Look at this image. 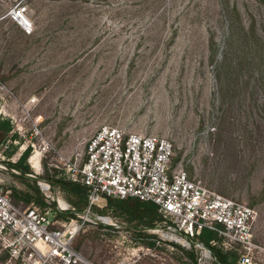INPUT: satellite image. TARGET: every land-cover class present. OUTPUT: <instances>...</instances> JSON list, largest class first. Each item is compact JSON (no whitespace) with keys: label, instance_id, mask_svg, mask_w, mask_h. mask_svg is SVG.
I'll return each mask as SVG.
<instances>
[{"label":"rangeland","instance_id":"1","mask_svg":"<svg viewBox=\"0 0 264 264\" xmlns=\"http://www.w3.org/2000/svg\"><path fill=\"white\" fill-rule=\"evenodd\" d=\"M19 2L30 33L13 18ZM6 119L13 128L0 143V182L18 205L70 203L57 224L77 226L74 246L96 264H194L192 248L198 264H219L216 252L243 264L246 251L217 230L213 248L185 238L164 217L140 234L147 209L106 197L79 208L57 178H68L106 123L169 136L174 165L255 206L251 254L264 264V0H0ZM28 147L33 172L24 175L12 163ZM33 179L47 205L13 195V186L35 194ZM0 264H15L1 241Z\"/></svg>","mask_w":264,"mask_h":264},{"label":"built area","instance_id":"2","mask_svg":"<svg viewBox=\"0 0 264 264\" xmlns=\"http://www.w3.org/2000/svg\"><path fill=\"white\" fill-rule=\"evenodd\" d=\"M15 21L28 33L33 21L26 5L12 9ZM175 142L167 135L128 131L106 123L92 133L86 155L67 167L68 178L89 188L88 210L103 195L140 198L158 205L163 221L185 238L203 229L219 231L226 243L245 248L240 262L256 264L254 246L255 206L225 195L191 176L183 166L173 164ZM46 188L51 192L50 183ZM49 195V194H48ZM72 207L57 200V208L34 202L14 203L11 189L0 182V241L15 264H96L74 246L77 227L72 221L57 224V212ZM215 243V240H211ZM201 249L211 252L203 241Z\"/></svg>","mask_w":264,"mask_h":264},{"label":"trees","instance_id":"3","mask_svg":"<svg viewBox=\"0 0 264 264\" xmlns=\"http://www.w3.org/2000/svg\"><path fill=\"white\" fill-rule=\"evenodd\" d=\"M0 143H3L6 138L8 132L13 128L12 124L10 123L9 119L6 120H0ZM29 147L26 149L20 156L19 158L12 163V165L17 168L22 174L27 175L31 172H33L30 164L27 162V157L29 155ZM45 177V176H42ZM33 183H29L31 185L32 189L35 191V194H32L29 190L23 191L17 188L16 186L12 187L13 195H17L19 193H24L26 195V200L29 202L33 198H36V200L43 205H47L46 199L44 195L41 192L40 186L36 183L37 179ZM57 181L61 184V186L67 190L68 192L75 194L78 196V200H74L75 203L78 205L79 208L82 207L83 204H88V196H89V188L82 184L81 182L73 181L66 176H59L57 178ZM102 197H106L107 201L110 204H118L125 206L126 208L129 209H147L148 213L147 216L149 215L148 218L143 220V224L140 226H136V230L140 232V234H146V228H155L156 227V220H161L163 219L161 213L159 212L158 205L151 201V200H143L140 198H117L109 195H103ZM64 204V203H63ZM97 204V203H96ZM61 213V212H60ZM144 218V215H142ZM198 238H201L202 240H205L208 245H210L212 248L214 245L211 244V240L216 237V231L212 229H203L202 232L196 236ZM194 243V241H193ZM194 247V245H193ZM193 250H186L188 254H190L194 258V264H198L200 261L198 260V257L194 254V248ZM216 257L218 261L220 262L219 264H232L228 260V255L220 252H216ZM214 264H218L214 262Z\"/></svg>","mask_w":264,"mask_h":264},{"label":"bare ground","instance_id":"4","mask_svg":"<svg viewBox=\"0 0 264 264\" xmlns=\"http://www.w3.org/2000/svg\"><path fill=\"white\" fill-rule=\"evenodd\" d=\"M60 201H62V203H64V201L61 199ZM77 227V226H76Z\"/></svg>","mask_w":264,"mask_h":264}]
</instances>
